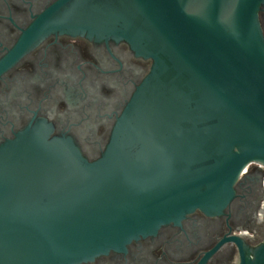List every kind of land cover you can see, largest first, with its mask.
I'll list each match as a JSON object with an SVG mask.
<instances>
[{
    "label": "water",
    "instance_id": "obj_1",
    "mask_svg": "<svg viewBox=\"0 0 264 264\" xmlns=\"http://www.w3.org/2000/svg\"><path fill=\"white\" fill-rule=\"evenodd\" d=\"M264 0H57L48 33L126 42L151 61L88 162L34 133L0 147V264H81L199 211L264 168ZM239 264H264V240Z\"/></svg>",
    "mask_w": 264,
    "mask_h": 264
},
{
    "label": "flooded vegetation",
    "instance_id": "obj_2",
    "mask_svg": "<svg viewBox=\"0 0 264 264\" xmlns=\"http://www.w3.org/2000/svg\"><path fill=\"white\" fill-rule=\"evenodd\" d=\"M57 0H0V147L34 133L69 139L90 163L148 74L124 41L48 33L39 18ZM264 39V5L258 13ZM264 240V168L251 164L221 215L178 225L81 264H239L237 243Z\"/></svg>",
    "mask_w": 264,
    "mask_h": 264
}]
</instances>
